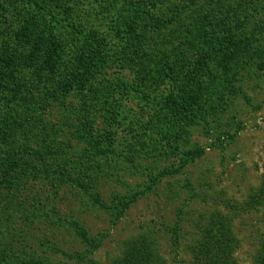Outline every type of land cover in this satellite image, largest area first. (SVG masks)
I'll return each instance as SVG.
<instances>
[{"label": "rangeland", "instance_id": "obj_1", "mask_svg": "<svg viewBox=\"0 0 264 264\" xmlns=\"http://www.w3.org/2000/svg\"><path fill=\"white\" fill-rule=\"evenodd\" d=\"M262 187L264 0H0V264H196L220 216L254 264Z\"/></svg>", "mask_w": 264, "mask_h": 264}, {"label": "trees", "instance_id": "obj_2", "mask_svg": "<svg viewBox=\"0 0 264 264\" xmlns=\"http://www.w3.org/2000/svg\"><path fill=\"white\" fill-rule=\"evenodd\" d=\"M104 62L105 60L104 57H102V48H100V44L97 45L95 40L90 41L87 46V53H85L80 62V67L71 75L69 85H77V87L83 85L84 87L95 72L102 67ZM70 88L71 87L68 89L70 90ZM198 152L204 154V151L200 149L192 151L191 156H194L195 154L197 155ZM201 154H199V156ZM194 160L195 158H193V161ZM136 200L137 198L133 197L129 203H134ZM263 201L264 187L253 195V197L249 200V205L250 207H253L261 204ZM80 230H82V228ZM177 230L179 229L174 228L173 232L176 234ZM84 238L86 240L87 236ZM236 244V242H233L230 239L228 225L226 224V217H215L202 231L201 239L193 250V260L196 264H237L233 254L237 246ZM173 246L178 248V246H180V242L175 239ZM50 247L53 248V250L56 249L55 245ZM62 253L70 258L80 257L78 254L72 255L67 252ZM159 261L160 256L151 248L150 241L140 238L139 240L132 242L130 246L127 247L124 255L116 261V264H161ZM254 264H264V242L260 250L254 256Z\"/></svg>", "mask_w": 264, "mask_h": 264}]
</instances>
